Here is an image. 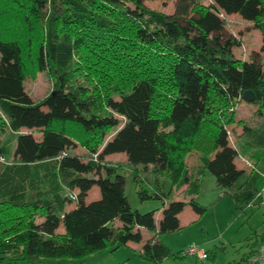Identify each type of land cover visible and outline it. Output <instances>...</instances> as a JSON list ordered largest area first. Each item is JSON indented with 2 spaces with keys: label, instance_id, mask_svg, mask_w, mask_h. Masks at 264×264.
I'll return each instance as SVG.
<instances>
[{
  "label": "trees",
  "instance_id": "1",
  "mask_svg": "<svg viewBox=\"0 0 264 264\" xmlns=\"http://www.w3.org/2000/svg\"><path fill=\"white\" fill-rule=\"evenodd\" d=\"M0 1L6 2L4 23L25 25L19 34H0V125L11 132L0 145V264H36L42 257L79 261L128 242H140L138 255L151 264L188 256L172 254L159 235L178 229L176 216L187 204L204 213L192 196L205 171L218 186H235L230 196L242 213L255 207V197L264 194L262 172L246 175L236 187L245 171L234 163L237 151L225 125L235 122V97L241 99L244 90L253 91L252 103L264 116V57L233 56L239 40L225 33L217 11L199 0H178L172 14L141 0ZM216 1L253 23L264 52V0ZM28 12L45 18L36 40ZM90 65L97 84L80 80L82 67ZM33 69L45 70L52 83L38 101L23 84ZM242 126L239 150L264 171V126ZM100 143L94 160L68 152L76 144L95 150ZM190 150L198 153L193 169L185 164ZM113 152H126L130 164L150 166L153 179L140 195L162 201L158 225L156 210L130 207L122 171L105 161ZM160 177L171 187L185 186L189 199L165 204ZM93 186L99 198L83 202ZM73 189L82 194L64 192ZM69 198L76 204L66 208ZM36 214L41 220L35 221ZM141 228L154 233L143 240ZM261 242L264 236L238 264H246Z\"/></svg>",
  "mask_w": 264,
  "mask_h": 264
},
{
  "label": "rangeland",
  "instance_id": "2",
  "mask_svg": "<svg viewBox=\"0 0 264 264\" xmlns=\"http://www.w3.org/2000/svg\"><path fill=\"white\" fill-rule=\"evenodd\" d=\"M141 1L149 9L165 14L174 13L178 7V0ZM199 2L209 5L213 11H217L224 21L225 33L232 34V36H235L239 40L238 46L232 48L233 56L241 59L249 58L252 54L259 58L264 57V52H261V32L252 27L253 23L251 21L242 18L239 14L225 12L216 0H199ZM5 3V1H0V15L6 14L3 9ZM131 6L129 5V7ZM10 7V5H6L7 10ZM28 13L31 17L29 16L30 19L27 22L32 26L29 31L32 33L33 40H36L40 38L39 33L44 29L45 18L43 15L35 16L30 12ZM97 14H100V12H97ZM24 26H12L10 22L4 23L0 16V34L13 36L21 33V30L25 29ZM85 63L87 64V62ZM89 63L92 66L99 64L94 60H90ZM91 65L90 69H87L86 66L82 67L83 74H80L82 76L80 80L97 84V79L94 76L96 73H92ZM23 79L24 89L34 101L43 99L52 88L51 80L45 70L33 69L27 72ZM234 102L235 122L227 123L225 128L228 134L229 145L237 151L236 167H241L245 171L236 180L235 185L238 187L244 182L246 175L252 174L253 172L261 171L262 178H264V171L239 150V144L243 141L242 125L246 124L254 129L262 127L264 126V116L257 114V106L252 101L247 102L242 98L235 97ZM119 119L123 120L122 117H119ZM1 127L0 125V145L11 137V132ZM25 130L31 131L35 138H39L40 136V132L34 129H21V131ZM114 131L115 128L107 130L103 135V141L109 139ZM100 148L101 143L95 150L94 148L89 149L86 146L76 144L75 148L69 149L68 152L74 154L80 160L87 161L94 160ZM10 161L11 158H6L5 162ZM105 161L119 166L122 171V175L124 176V193L132 209H137L142 213L156 210L154 216L156 212L161 210L162 201L160 199L151 197L143 198L141 196L143 194V184L153 179L150 166L130 164L126 152L110 153L105 157ZM185 164L189 169L197 166L198 153L195 150L187 152L185 155ZM159 184L165 194V204L172 202L176 194H181V200L185 201L186 198H183L185 193L183 188L185 186L171 187L170 182L162 177L159 178ZM97 188L99 187L93 186L90 190L86 191L82 201L86 203L98 199L100 194L97 193ZM234 188L228 189L218 186L215 177L210 172L205 171L201 179L199 192L192 196L199 205L203 206L204 213L199 215L192 211L190 205H187L176 216L178 229L161 233L159 238L170 249L172 254H180L181 251L183 252L190 246H196L207 251L209 256L203 260H199L191 254L184 257L170 256L164 259L161 264H238L243 261V257L248 253L250 246L260 241L261 237L264 236V202H261V200L264 201V194H258L257 197L254 196L256 198L253 203L255 207L248 206L244 213H242V210L235 206L230 196ZM64 192L73 194L70 197L74 196V194L76 196L82 194L79 189L65 190ZM262 192H264V189H262ZM75 204L76 201L69 198L66 208H70ZM159 212L162 217L163 209ZM41 218V216L35 215V221H39ZM156 223L159 222L156 221ZM112 225L117 227L119 225L118 220L115 219ZM62 231L63 227L60 225L57 232ZM153 233V231L143 229V240ZM139 245L140 242H128L127 245H121L113 251L103 249L79 261H70L66 258L54 259L42 257L36 264H151L138 255Z\"/></svg>",
  "mask_w": 264,
  "mask_h": 264
},
{
  "label": "built area",
  "instance_id": "3",
  "mask_svg": "<svg viewBox=\"0 0 264 264\" xmlns=\"http://www.w3.org/2000/svg\"><path fill=\"white\" fill-rule=\"evenodd\" d=\"M2 160V158H0ZM74 198V196H72ZM183 255H195L199 259L206 258V251L196 246H190L182 252ZM246 264H264V242L256 249L255 253Z\"/></svg>",
  "mask_w": 264,
  "mask_h": 264
},
{
  "label": "crops",
  "instance_id": "4",
  "mask_svg": "<svg viewBox=\"0 0 264 264\" xmlns=\"http://www.w3.org/2000/svg\"><path fill=\"white\" fill-rule=\"evenodd\" d=\"M26 131V130H25ZM234 163H235V165H237L236 164V157L234 158ZM147 167H149V166H147ZM237 168H239V169H243V168H241V167H237ZM184 189V188H183ZM179 192H180V190H179ZM178 192V193H179ZM97 193H99V189L97 188ZM180 196H182L181 194H176L175 196H174V199L173 200H181L182 199V197H180ZM184 198V197H183ZM189 199V197H187L186 199H185V201H187ZM188 205V204H187ZM187 205H185L184 207H186ZM183 207V208H184ZM191 207V206H190ZM191 209H192V207H191ZM162 210V209H161ZM161 210H159V211H161ZM183 210V209H182ZM158 211V212H159ZM192 211L193 212H195L193 209H192ZM158 212H156V214H155V223H156V221L157 222H159V220H160V218H161V214H160V212L158 213ZM156 225H158V223H156ZM141 230L143 231V228H141Z\"/></svg>",
  "mask_w": 264,
  "mask_h": 264
},
{
  "label": "water",
  "instance_id": "5",
  "mask_svg": "<svg viewBox=\"0 0 264 264\" xmlns=\"http://www.w3.org/2000/svg\"><path fill=\"white\" fill-rule=\"evenodd\" d=\"M242 99L250 102L254 99V93L252 90H244L242 93Z\"/></svg>",
  "mask_w": 264,
  "mask_h": 264
}]
</instances>
